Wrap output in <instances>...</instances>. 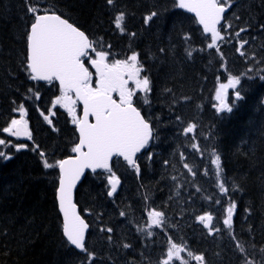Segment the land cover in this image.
I'll return each mask as SVG.
<instances>
[{"label": "trees", "instance_id": "1", "mask_svg": "<svg viewBox=\"0 0 264 264\" xmlns=\"http://www.w3.org/2000/svg\"><path fill=\"white\" fill-rule=\"evenodd\" d=\"M225 4L231 7L225 39L209 49L211 39L177 0H0V138L21 104L32 132L30 148H11L9 158H0V264H161L174 243L188 264H197L189 251L204 256V264H264V0ZM29 5L62 14L112 59L135 52L150 80L139 108L154 139L138 159L140 171L116 160L122 184L114 196L107 195L106 172L87 174L76 190L90 225L88 261L63 236L58 169L43 167L45 159L68 156L77 137L68 114L52 104L58 86L32 81L24 71ZM152 12L158 15L145 23ZM121 13L123 32L115 26ZM233 76L241 83L230 93L232 110L223 111L216 90ZM190 124L193 132H184ZM212 155L233 183L226 197L213 188ZM232 202L229 229L224 208ZM150 212L162 213L160 225L151 223ZM207 213L214 214L212 230L198 219Z\"/></svg>", "mask_w": 264, "mask_h": 264}, {"label": "snow or ice", "instance_id": "2", "mask_svg": "<svg viewBox=\"0 0 264 264\" xmlns=\"http://www.w3.org/2000/svg\"><path fill=\"white\" fill-rule=\"evenodd\" d=\"M107 3L112 5L114 0H107ZM178 7L194 13L199 25L203 26V32L210 34L211 43L207 45L209 49L215 47L219 40L225 39L218 29L226 12L225 0H179ZM26 11L31 19L24 32L26 42V55L22 61L24 71L32 81L59 82L61 95L52 101V104L67 109L79 133L78 143H75L71 149L75 156L58 159L55 163L45 159L43 167L59 169L56 199L59 211L63 214V235L70 245L85 253V261H88L92 257L85 244V232L89 225L77 212V206L73 202V190L85 175L86 169H90L93 173H97L99 169L108 174L106 179L110 190L107 195L113 196L121 182L110 166V161L114 157L117 159L122 157L129 166L137 172L140 171L137 154L141 153L142 149L147 152L153 134L149 123L133 106V96L136 92L129 87V83H133L135 89L146 93L150 90V80L147 75L141 79L142 69L138 67L139 61L135 52L126 59L109 62V53L105 50H97L98 44L90 41L85 32L70 23L68 19L62 18V14H56L49 8L30 5L26 6ZM157 15L156 12L150 13L145 23ZM124 17L125 14L121 13L115 18V26L122 32L121 21ZM246 30L240 29V31ZM236 35L239 36L240 32L238 31ZM85 60L95 69V87H93V72L86 66ZM240 83V78L233 76L228 83L219 85L215 98L222 107L227 108L224 103L226 90L235 88ZM114 93L118 95V101L113 98ZM235 96L240 98V91H236ZM77 103L83 104L82 117L76 115ZM231 110L228 108L229 112ZM14 111H18L19 119L12 118L2 132L9 134L10 137H27L31 140L32 133L25 119L27 112L24 105L21 104ZM41 115L49 124L52 123L48 115H44L43 112ZM90 116L94 117V122L89 121ZM193 130L194 126L190 124L184 132L192 133ZM11 143V140L0 139V146H9ZM13 146L17 150L27 147L23 143ZM39 154L45 155L43 152ZM0 158L9 157L5 151L0 150ZM212 164L220 168V156L217 155L212 160ZM220 191L225 197L228 195V189L224 184L220 185ZM216 203L223 205L224 201L218 200ZM236 207L235 202H232L224 208L226 218L223 219V225L229 229L232 228ZM120 215L125 214L121 212ZM149 217L153 224H156L162 219V213L150 212ZM198 219L204 222V227L207 228L213 217L199 216ZM107 231L111 232V229ZM148 235L151 236L152 233L148 232ZM123 247L128 248L129 245L125 244ZM184 251L185 249L179 244H172L167 249V258L163 260V264H170L173 259L180 260V254ZM187 255L195 261L205 260L202 255L193 256L191 251ZM181 264H188V261L182 260ZM246 264H252V261H246Z\"/></svg>", "mask_w": 264, "mask_h": 264}, {"label": "water", "instance_id": "3", "mask_svg": "<svg viewBox=\"0 0 264 264\" xmlns=\"http://www.w3.org/2000/svg\"><path fill=\"white\" fill-rule=\"evenodd\" d=\"M185 12H187V13H189V14H191V15H193V16H195V14L194 13H190V12H188L186 9H183ZM229 10V8H226V12ZM225 12V13H226ZM225 15V14H224ZM197 19V18H196ZM198 20V19H197ZM223 20H224V16H223V18H222V21H221V24L223 23ZM202 26V25H201ZM202 28H203V26H202ZM218 29H219V25H218ZM205 34H207V35H210V34H208V33H205ZM41 82H45V81H41ZM57 83L59 84V82L57 81ZM81 105H82V115H83V104L82 103H80ZM82 115H81V117H82ZM142 116V115H141ZM93 118V122H94V117H92ZM90 119H91V116L89 117V121H90ZM150 125V124H149ZM150 128H151V126H150ZM151 131H152V129H151ZM152 134H153V132H152ZM152 138V137H151ZM151 138H150V140H151ZM143 152V149L141 150V153ZM141 153H138L137 154V156L139 155V154H141ZM69 158V157H68ZM122 158V157H121ZM67 159V158H66ZM123 159V158H122ZM111 162L112 161H110V166H111ZM99 170V169H98ZM97 170V171H98ZM88 171H90V172H92L90 169H86L85 170V175H86V173L88 172ZM93 173V172H92ZM84 175V176H85ZM84 176H82L81 177V180L80 181H78V183H77V186H76V188L73 190V202L76 204V202H75V192H76V189H77V187H78V185L81 183V181L83 180V178H84ZM58 202V201H57ZM76 206H77V204H76ZM60 212V211H59ZM77 212L79 213V208H78V206H77ZM60 214H61V216H62V219H63V214L60 212ZM80 214V213H79ZM81 216V215H80ZM81 218L83 219V217L81 216ZM86 222V221H85ZM88 230H89V228L86 230V232H85V241H86V237H87V233H88ZM65 237V236H64ZM66 238V237H65ZM74 248H75V246H73ZM76 249V248H75ZM76 250H78L79 252H81L79 249H76Z\"/></svg>", "mask_w": 264, "mask_h": 264}, {"label": "flooded vegetation", "instance_id": "4", "mask_svg": "<svg viewBox=\"0 0 264 264\" xmlns=\"http://www.w3.org/2000/svg\"><path fill=\"white\" fill-rule=\"evenodd\" d=\"M129 87L134 89L136 94L133 96V102L136 100V99H142L143 98V93L142 91L138 90V89H135V85L133 83H129ZM114 98H116L117 100H119V97L117 94H113Z\"/></svg>", "mask_w": 264, "mask_h": 264}, {"label": "rangeland", "instance_id": "5", "mask_svg": "<svg viewBox=\"0 0 264 264\" xmlns=\"http://www.w3.org/2000/svg\"><path fill=\"white\" fill-rule=\"evenodd\" d=\"M228 93H229V89L226 90L225 101H224V103L227 105V107H228V102H227V101H228V98H227ZM218 102H219V101H218ZM219 105H220V102H219ZM220 107H222V106L220 105ZM222 108H225V107H222ZM17 119H19V118H17ZM14 138H15V137H14ZM218 182H219V180H218ZM226 188L229 189L230 187H229L228 185H226ZM161 221H162V219L160 220V222H161ZM160 222H159V223H160Z\"/></svg>", "mask_w": 264, "mask_h": 264}, {"label": "bare ground", "instance_id": "6", "mask_svg": "<svg viewBox=\"0 0 264 264\" xmlns=\"http://www.w3.org/2000/svg\"><path fill=\"white\" fill-rule=\"evenodd\" d=\"M27 88V87H26ZM31 90V89H30ZM27 91V90H26ZM32 91V90H31ZM27 94V93H26ZM25 94V95H26ZM18 102H16V104H17ZM169 108V107H168ZM168 110V109H167ZM249 117V116H248ZM239 119V118H238ZM263 119V118H262ZM248 120V119H247ZM241 122V121H240ZM208 126H209V124H208ZM223 143V142H222ZM223 148V147H222ZM225 152V151H224Z\"/></svg>", "mask_w": 264, "mask_h": 264}]
</instances>
